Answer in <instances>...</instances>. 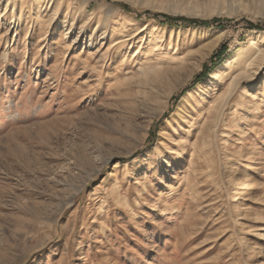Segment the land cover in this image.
<instances>
[{
	"label": "rangeland",
	"instance_id": "374dc122",
	"mask_svg": "<svg viewBox=\"0 0 264 264\" xmlns=\"http://www.w3.org/2000/svg\"><path fill=\"white\" fill-rule=\"evenodd\" d=\"M262 34L264 0H0V264H264Z\"/></svg>",
	"mask_w": 264,
	"mask_h": 264
},
{
	"label": "bare ground",
	"instance_id": "6f19581e",
	"mask_svg": "<svg viewBox=\"0 0 264 264\" xmlns=\"http://www.w3.org/2000/svg\"><path fill=\"white\" fill-rule=\"evenodd\" d=\"M206 34L209 33V30H207L205 32ZM223 34V32L221 31V33H219V35L217 36V39L221 37V35ZM260 39H262L264 41V34L259 35ZM157 39V38H156ZM118 39H114L112 42V47H119L120 46V41H117ZM152 40V39H151ZM150 51H146V52H150L149 54L151 55L152 53V48L154 46V44L148 45ZM211 47V46H209ZM209 49V48H208ZM256 54L255 57H257V54H261V50L259 51L255 45H254V41L250 40L248 45L245 48H242L241 50H239L237 52L236 57L233 60H224L223 63L217 68V70L215 71V76L216 78L220 81L222 79L225 78V76H227V74L229 72H231L232 70H236V69H242L243 71L246 69V67L250 66V63L248 64V58L252 55V57H254L253 55ZM149 55V57H150ZM262 55V54H261ZM260 55V56H261ZM148 57V56H147ZM146 57V58H147ZM254 57V58H255ZM248 64V66H247ZM243 66V67H241ZM225 68L227 71L225 72ZM148 73H152L153 75H157L159 73V68L156 67H151L150 69H148ZM224 95L222 96H214V105L213 107L217 108L221 102L224 100ZM227 98V97H226ZM224 102V101H223ZM220 107V106H219Z\"/></svg>",
	"mask_w": 264,
	"mask_h": 264
},
{
	"label": "trees",
	"instance_id": "16d2710c",
	"mask_svg": "<svg viewBox=\"0 0 264 264\" xmlns=\"http://www.w3.org/2000/svg\"><path fill=\"white\" fill-rule=\"evenodd\" d=\"M120 5H121V7H123V9L125 8L127 10V8H126V6H124V4H120ZM163 16H164L165 21L169 24H172V25L177 21H182V22H185V21L186 22H194L195 21V20H187V19L182 18V17H170V16H165V15H163ZM216 22L217 21L213 20V21H208V22H203V23L204 24H210V23H216ZM211 59H213V57H211L209 61H211ZM206 66H207V64L204 65V67H206ZM194 79H196V78H194Z\"/></svg>",
	"mask_w": 264,
	"mask_h": 264
}]
</instances>
